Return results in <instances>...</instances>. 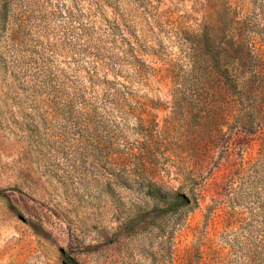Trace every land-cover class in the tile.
<instances>
[{
	"label": "rangeland",
	"instance_id": "obj_1",
	"mask_svg": "<svg viewBox=\"0 0 264 264\" xmlns=\"http://www.w3.org/2000/svg\"><path fill=\"white\" fill-rule=\"evenodd\" d=\"M0 264H264V0H0Z\"/></svg>",
	"mask_w": 264,
	"mask_h": 264
}]
</instances>
